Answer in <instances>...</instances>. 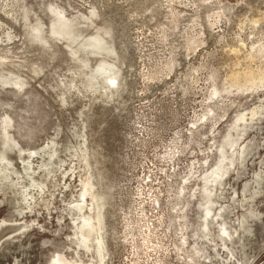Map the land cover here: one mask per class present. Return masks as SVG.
<instances>
[{
  "label": "rangeland",
  "instance_id": "obj_1",
  "mask_svg": "<svg viewBox=\"0 0 264 264\" xmlns=\"http://www.w3.org/2000/svg\"><path fill=\"white\" fill-rule=\"evenodd\" d=\"M0 264H264V0H0Z\"/></svg>",
  "mask_w": 264,
  "mask_h": 264
},
{
  "label": "bare ground",
  "instance_id": "obj_2",
  "mask_svg": "<svg viewBox=\"0 0 264 264\" xmlns=\"http://www.w3.org/2000/svg\"><path fill=\"white\" fill-rule=\"evenodd\" d=\"M87 238V237H86Z\"/></svg>",
  "mask_w": 264,
  "mask_h": 264
}]
</instances>
